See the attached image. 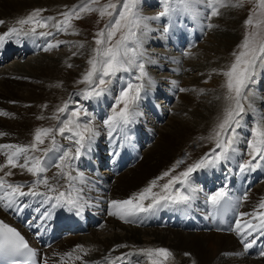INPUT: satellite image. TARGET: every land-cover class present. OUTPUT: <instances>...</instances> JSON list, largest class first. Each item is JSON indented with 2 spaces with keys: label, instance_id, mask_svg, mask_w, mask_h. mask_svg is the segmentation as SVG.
<instances>
[{
  "label": "bare ground",
  "instance_id": "1",
  "mask_svg": "<svg viewBox=\"0 0 264 264\" xmlns=\"http://www.w3.org/2000/svg\"><path fill=\"white\" fill-rule=\"evenodd\" d=\"M75 1L0 0V20L5 22L0 24V35L5 33L8 28L18 27L16 21L20 18H25L32 9H44L47 13H49V10L60 11L70 5H74ZM140 1L142 8L145 1ZM198 4L196 3L195 6ZM205 8L209 9L208 7ZM202 10L201 7L193 6L190 10L185 11L184 6L177 3L174 11L169 16L158 17L157 15H150L148 17L150 19L146 22L148 30L145 34L147 39L144 40V43L148 45L153 42L165 45L168 42L173 46L172 51H167L165 54H162L164 52L161 53V62L155 64L152 60L151 66L154 65L155 67L156 65L161 67L160 70L167 68L175 73L176 71L178 72L175 64L180 59L177 60L179 52L176 50L180 49L181 46H195V38L200 35L199 32L202 28L199 23L203 24L206 29L208 28L209 23H207L208 19L205 14L202 16L205 18V22L202 17L197 21L195 16V14L199 15ZM224 16L213 19L212 25L215 23L217 26L214 25L216 29L210 27L211 46H199L197 51L201 50V53L196 57L198 60H189V62L184 63V67L189 68L187 72L181 70L183 75H179L180 73L178 72L179 74L168 77L169 80L165 79V81L168 80L166 85L163 81H157L158 79L152 78L154 76L152 73L148 75L151 78L150 82L148 79L142 81L144 88L141 92V99L137 104L138 115L125 129V133H128L127 130L132 131L135 134L133 137H126L122 140L121 132L118 131L112 137H109L107 126L105 127L103 124V127H101L100 122L102 123L111 114L114 101L111 95L90 99L89 103L81 96L82 101L87 104L86 109L89 116L85 118L81 114L79 120L81 123H84L86 119L92 120L99 133L95 138L93 150L82 156L76 162V166L72 171V175L76 179L71 183L76 189H84L82 198L87 203L83 213L79 216L74 212H69L67 209L57 208L51 210L52 215L47 221H43L48 223L51 230V240L47 241L45 245L48 248L44 252L43 264L45 262L46 264H56L59 258L62 259L64 256H66L67 263L87 264V261H94L98 258L100 259L99 261H103L102 258L104 257L115 259L121 253H125L123 260L126 263L124 264H129V259L133 260L132 264L135 261H137L136 264H151L147 255L141 252L142 249L148 248H165L171 252L172 255L167 259L161 258L163 264H264V255H259L258 252H251L249 249L247 251L244 250L241 240L246 238L247 232L243 236L237 235L236 225L233 231L229 230L227 232H218L213 228L207 229L210 226L206 224L201 225V227H195L194 230L156 225H154L155 227L144 228L137 227L133 223H141L143 219H147L150 213H141L137 217L129 218L131 222H124L118 216L110 214L112 209L109 207V202L111 200L126 199L144 188L154 178L161 176L162 168L175 159L174 156L179 154L180 151L178 150H181L185 143H188L191 139L194 140L201 131L204 132L203 136L206 135L210 129H213L214 122L219 121V116L223 109L222 92L224 90L222 86L223 75H220V70L224 66L222 64L227 62L226 60L228 59L226 48H230L236 42L239 28V21L236 18L231 19L229 16ZM166 26L169 28L167 33L163 31ZM51 32L55 34L56 30L52 29ZM35 37L41 40L39 46H29V48L35 51L41 48L40 52L31 54H36V56L29 55L30 58L24 64H21L20 59H18L0 67V133H2L0 135V145H28L27 139L31 131L30 124L35 122L34 118L29 117V115L35 112V105L47 101L50 103L59 102L58 97L61 90L67 94L70 89L69 86L77 78V71H83L86 65L79 58L80 55L86 54L85 48L76 52V49L70 50L69 48L62 52H53L49 55L43 54L41 52L47 51L45 49L49 42L55 44L57 41H53L52 36L40 37L35 35ZM12 38L16 43L22 45L20 40L25 37L17 38L13 36ZM79 40L81 41V39ZM201 46L202 48L200 49ZM161 50L163 49L151 47L146 52L149 57L158 58ZM27 51V49L10 51L0 62L2 63L9 55L17 54L19 57L22 56L23 52ZM70 51L76 54L72 55ZM69 64L72 69L67 71V65ZM166 64L168 65L166 66ZM147 66L150 67L145 65L146 72H151ZM63 72L67 77L62 76ZM131 72H123L121 75L120 73L117 74L122 79H117L116 83L113 84L111 89L113 93L118 92V86L126 84L133 77V75L126 77L127 73L131 74ZM134 73L135 76V69ZM259 76H264V73ZM25 78H28V80ZM206 78H210L208 84L203 82ZM133 81L135 79H132ZM179 82L180 85L182 82V85L187 87L184 90L185 93L181 94L178 103L175 105V110L180 115L171 117L164 126L157 127V124L160 125L162 122L159 121V118L155 119L156 115L153 113H159L162 117L167 114L168 105L165 107L166 104L160 103L171 102L175 96L174 93L179 89ZM202 93H204L203 96L200 95ZM159 96L163 97L164 100L160 99L161 102H158ZM30 103L33 105L29 106ZM260 104L264 105V97H259L255 92L251 113L248 112L250 115L247 114L244 117L241 126L237 129L239 141L235 146L236 152L230 153L232 159L194 172L190 177V181L196 191L194 193L195 199L190 205L196 206L184 205L179 206V208H188L193 214L210 213L214 205L207 202L208 195L224 187V185H226L225 190L235 189L239 180L247 178L246 183L249 189L240 196H235L238 203L239 216L241 213L264 212V208L260 207L261 201H259L260 197L264 195V177L262 178L264 176V162L255 171L245 173H240L238 167L240 163L249 159L242 158L245 154L242 146L246 148V141L251 139L252 127L249 128L248 124L254 121V126L258 120L264 123V120H261L263 115L258 114L256 109ZM246 109L249 110L248 108ZM62 115L66 117L67 113ZM149 118L153 119L154 122L151 123ZM98 121H100L99 124ZM240 138L243 139L242 143ZM147 142H151V144L148 146L143 145L144 143L148 144ZM63 146L66 150L72 147L71 144H63ZM141 146H144L143 151H140ZM145 146L148 148L145 149ZM64 148H55L49 153L47 158L49 167L44 173L40 174L41 177L48 178L50 184L58 186L57 192H49L48 195H56L58 191H65L67 194L69 191V188L66 187L69 182L63 176H56L60 171L56 167L58 163L57 157L62 154V151L65 150ZM5 151L0 149V164H5L6 162ZM114 152L116 153L115 155H113ZM30 155L33 154L30 153ZM41 155L42 153L38 156ZM105 161H109L110 164H103L102 162ZM19 163H24L23 157H21ZM110 166L115 167L116 170H112ZM9 171H11L12 175L5 176L4 174ZM16 171L18 173H15ZM22 172L31 175V178L23 180L25 176ZM195 174H201L202 178H194ZM18 175H21L22 178H17ZM0 177H3L4 180L11 184H23L21 191L25 192L33 187L32 182L37 179L36 176L27 172L26 169H17L11 166L0 169ZM170 178L164 177V180L167 182ZM164 180L161 179L159 184L166 183ZM229 180L231 182L228 183ZM197 182L199 183L197 184ZM241 189H243V186H241ZM36 190L42 193L47 192V188L43 184L36 185ZM3 191L4 189H0V195H3ZM154 191H159V188H154ZM261 198L264 201V196ZM43 199L44 197L39 196L20 198L21 203L27 204L28 207L23 208L22 211H17L15 208L9 210L0 207V215H5V218L8 219L16 212L15 219L37 217L41 215L40 212L36 211L37 208L44 209L48 207L41 203ZM147 202L145 201V203ZM90 214H95L96 217L100 218V222L104 219L105 221L103 223H92V219L88 217ZM158 216L161 217L162 215L159 214ZM187 219L188 217H185V221L181 222V225L199 224V219H192L191 224ZM243 219L245 221L250 220L252 215L245 216ZM71 222L77 224L78 231L73 230L66 236H61V232L59 233L55 227L62 223L69 225ZM104 223L108 226V229L105 228L107 232L105 230L102 231V235L106 234L105 236L99 237L97 233H91L90 235L84 233L86 229L91 227L94 228L93 230L99 228L102 230L105 227ZM230 226L232 227L233 224L231 223ZM75 257H79V261H74Z\"/></svg>",
  "mask_w": 264,
  "mask_h": 264
},
{
  "label": "snow or ice",
  "instance_id": "2",
  "mask_svg": "<svg viewBox=\"0 0 264 264\" xmlns=\"http://www.w3.org/2000/svg\"><path fill=\"white\" fill-rule=\"evenodd\" d=\"M231 3V0H179V3L184 6V10L188 11L196 3H204L211 10V15H218V5ZM237 3H242V0H237ZM119 5V7H118ZM140 0H117V3H112L111 0L99 9L100 15H108L112 18L104 28L96 33L93 55L88 59V70L83 75L82 80L78 83H85L86 87L80 90L78 95L83 99H97L107 95H111L114 103L112 104L111 114L103 120V124L108 128V136L112 137L118 130H123L130 125L138 115L137 104L141 99V92L144 88L143 80L151 78L145 70L143 56L145 53L142 50L141 37L148 30L146 21L150 18L145 17L140 11ZM261 7H264V0H261ZM77 6L60 13L62 20L55 21L51 26L57 31H67L71 26L70 21L75 18H80V13L84 11H93L87 5L76 10ZM162 11L158 17H166L172 14L174 9L170 4V0H162ZM42 9L31 11L25 18H20L16 21L17 26L8 28L5 33L0 35V47H3L6 40H10L13 36L28 37L38 35L40 37L52 36L51 31L37 32V28L49 27V22L52 17H42ZM210 18V17H209ZM0 20V24H4ZM257 21L253 25V18L250 16L246 19V25H252L253 31L245 33V36L238 48L239 52L234 51L232 55L235 59L223 75L226 79L227 96L230 101L229 105L223 111L222 119L214 129V135L210 139L216 141L215 147L205 153L199 160L188 165L185 170L177 175H172L166 183L162 185L159 181L164 177H168L173 169H169L162 173L161 176L154 178L144 188L132 194L123 200H111L109 207L112 209L110 214L118 216L122 220L137 217L141 213H155L161 209L179 207L189 205L195 199V188L192 187L190 177L194 172L200 169L213 167L220 164L222 161L232 159L230 153L236 152V144L239 141L237 129L241 126L246 109L243 102L248 103V109L253 108V98L255 91L250 85L257 83L256 77L264 73V36H260V24ZM31 25V27H25ZM208 27H213L209 24ZM163 31L167 33L169 28L166 26ZM120 33L119 39L114 44H108L113 37ZM139 33V35H138ZM64 41H57L55 44L49 42L47 48L58 47ZM134 45V46H130ZM47 48L45 50H47ZM75 55V53H74ZM71 66V65H70ZM133 69L136 75L130 78L126 86L123 84L119 87L118 92L111 91L113 84L118 77V73L131 72ZM132 79L141 81V83H133ZM185 89H180L184 91ZM123 105L122 107H118ZM69 108V102L57 109L55 119L59 120L60 115L64 114ZM81 113L87 118L89 113L86 108H83L79 103L75 110L71 111L67 120L62 122V126L37 127L34 129L32 142L28 145H0V149H4L7 156L5 164H0V169L11 166L12 168L20 167L26 169L27 172L36 176L33 181V187L28 191H21L23 184H11L0 177V189H4L3 195H0V207L17 211H22L28 207L27 204H22L20 198L44 197L42 204L47 205V208H37L36 211L41 215L37 217L40 221H47L52 215V209H67L69 212H74L77 216L81 215L85 209L87 201L83 200V188L76 189L71 183L76 177L72 175V171L76 166V162L82 156L87 155L93 150L97 132L96 126L92 120L86 119L81 123L79 118ZM264 120V116L261 117ZM67 133V135H66ZM2 135V133H0ZM63 136L68 140L72 147L63 150L62 154L57 157L58 163L56 167L60 171L56 174L57 177L63 176L69 184L68 193L58 191L56 195H48L49 192H57L58 186H53L49 183V179L41 177L49 164L47 158L50 152L59 147L56 136ZM50 138V146L41 148L40 145L45 143L46 139ZM249 159L238 165L240 173L255 171L264 162V124L258 120L255 126L251 129V139L246 141ZM32 152H41V156L30 155ZM116 153L114 152L113 155ZM23 157L24 163H19ZM183 160L177 161V165L182 164ZM12 175L11 171L6 172L5 176ZM43 184L47 188V192H39L36 190V185ZM154 188H159V191H154ZM228 193L225 187H221L211 195L207 196V202L211 205H218ZM246 199V195H245ZM145 201H148L145 203ZM260 207L264 208V201L260 202ZM252 215V219L245 221V216ZM255 221V222H254ZM237 235L243 236L247 232V236L251 238L242 239L243 248L247 251L254 244L257 238L264 239V212L259 213H241L235 221ZM255 234V235H254ZM39 235V233H37ZM80 247V246H78ZM142 253L146 254L151 264H163V259H167L172 254L165 248H148L142 249ZM264 255V250L261 251ZM36 256L34 249L30 248L25 237L14 227L0 221V257H4L9 261V264H33V258ZM24 257L23 260L19 259ZM122 257L118 259H122ZM79 259V257L77 258ZM46 264V262H45Z\"/></svg>",
  "mask_w": 264,
  "mask_h": 264
},
{
  "label": "rangeland",
  "instance_id": "3",
  "mask_svg": "<svg viewBox=\"0 0 264 264\" xmlns=\"http://www.w3.org/2000/svg\"><path fill=\"white\" fill-rule=\"evenodd\" d=\"M76 1H75L74 5L77 6V9H76L77 11H79L80 7H84L85 5L93 8V9H96V10L84 11V12L80 13V18H78V19L75 18V14H74L73 19L70 21V25L71 26L67 29V31H59V32L56 31V32H54L55 34L52 35V40L53 41L54 40H56V41H64L65 43H61V44H59L58 47L49 48V49H47L46 52H41V53L49 55V54H52L53 52H62L65 49H69V48H70V50H73V49L75 50L76 49L75 50V52H76L79 49L85 48L86 54L85 55H80L79 58L86 65H85L83 71L82 70H80L81 72H79V70L77 71V73H78L77 74V78H75V81L72 82L73 84H71L69 86L70 89L67 91V94H66L65 91L61 90V93L59 94V97H58V101L59 102L50 103L49 101H47V102L37 103L35 105V112H32L29 115V117H33L34 118L35 122L33 124H30L31 125V131H30V135H29V137L27 139L28 140V144H30L32 142L35 128H37V127L55 128V127L62 126V122L68 119L69 114L71 113V111L75 110V107H76V105L78 103L80 105H82L83 108L87 107L85 102L82 101L81 96L77 94V93L80 92V90H82V89H84L86 87V84L82 83V82L78 83V81L82 80L83 75L86 73V71L89 68V65H88L87 61L93 55V49L96 48V44H95V39L97 38L96 37V33L99 32L100 29L104 28V26L106 24H108L109 21L112 18H110L108 15L101 16L100 12H99V9L103 8V6L105 4H108L110 2V0H78L77 2ZM142 1H145V2H143L142 8L140 6V11L143 13V15L145 17H149L150 15H157L160 11L163 10L162 9V5H160V4H162V3H160V2H162V0H157V1L156 0H142ZM111 2L112 3H117V0H111ZM151 2H152V4H150ZM140 3H141V1H140ZM177 3H179V0H172L171 1L170 4H171L173 9L176 7ZM74 5H70L68 8L62 9L60 11L49 10L48 11L49 13H47L46 10L42 9L43 11L41 12V16L42 17H52L53 20L49 22V27H47V28H39L38 27L37 28V32H40V31H52V29H54V28L51 25L54 24L55 21H59V20L63 19V17L60 15V13L66 11L67 9H71ZM193 6L194 7H201L203 9L202 11L199 12V15L195 14V16L197 17V21L199 19H201V17L204 14L206 15V18L208 19L207 23H209L211 25H212L213 19H216L218 17H222V15L223 16L224 15L229 16L231 19L232 18H236L239 21V26H238L239 28L237 30L238 37L236 39V42L230 48H228V47L226 48L225 47L227 49V53H228L227 54L228 55L227 58L228 59L226 60L227 62H224L222 64L225 67L223 66V68H221L222 70H220L221 71L220 75L221 74L223 75L222 72L226 71L228 69V67L230 66V64L232 63V61L235 59V57L232 55V53L234 51H236V52L240 51V49L238 48V45L241 44V42H242V40H243V38L245 36V33L253 31V26L252 25H246L245 24L246 19H248L251 16L253 18V25H255L257 23V21L262 22L260 24V26H259V28H260V33L259 34H260V36H264V7H261V0H242V3H239V4L237 3V0H231V3H227L226 2L223 5H218L217 6L218 15H215V16L211 15V10L210 9L207 10V8H205L206 6H205L204 3H199L197 6H195V4H194ZM193 6L191 8H193ZM118 7H119V5H118ZM37 9H39V8H37ZM32 11H33V9H32ZM224 13H226V14H224ZM202 19L205 22V18L202 17ZM51 22H52V24H51ZM199 24L202 26V28L200 29V32H199L200 35L195 38V42H194L195 46L194 47H191V46L182 47L181 46L180 49L176 50V51L179 52V55H178L179 58L177 60H179V59L180 60L178 62H176L175 66H176V68H178L177 70H178V72L180 74L177 71L175 73L174 71L168 70L167 68H164L163 70H160L161 67H159V66H156V65H155V67H154V65H152L153 67L151 66L150 63H151L152 60L155 62V64H157L158 62H161L162 61L161 53L164 52L162 54H165L167 51H169V52L172 51L173 50V48H172L173 46H172L171 43H168V42L165 43V45L158 44V43H153V42H152L153 44L150 42L148 45H146L144 43V40L147 39V36H145V34L147 33V31H146L144 33V35L141 37V40H142V50L145 53V55L143 56L142 59H143V62L145 63V65H149L150 66V67H148V66L147 67L150 68V70H151V72L150 71L147 72L148 75L150 73H152L154 75V76H152V78L158 79L157 81H163L165 83V85H166L168 80H169L168 77H170V76L173 77L174 74L175 75L176 74L183 75L182 71H186L187 72L189 70V68H185L184 67V63L189 62V60L190 61L191 60L192 61L193 60L194 61L198 60V58H196V57L201 53V50L197 51V49H199L200 45L211 46V41H210L211 40V34H210L211 31L210 30L213 27H214V29H216L215 26H217L215 23H213L215 26L213 25V27H211V28L208 27L206 29L203 24H201V23H199ZM27 27H31V25L26 26V28ZM138 35H139V33H138ZM119 36H120V33L117 32V34L113 37L112 41H109L107 43L108 44H114L115 41L117 39H119ZM79 39H81V41ZM130 46H134V45L130 44ZM151 47L152 48H157L158 47V48H162L163 49V50L160 51V53L158 55V58L157 57L152 58V57L148 56V53L146 52V50L148 48H151ZM201 48H202V46L200 47V49ZM70 52L72 53V55H74V53H75V52H72V51H70ZM31 54L32 53L23 54L22 56H19L20 58L18 57V55H11L8 58H6L4 61H2V63L0 62V67L3 66V65H6V64H10L11 62H15L18 59H20V63L21 64H24L25 61L30 58V56H36V54H34V55H31ZM146 59H148V61H146ZM167 65L168 64H166V66ZM71 69L72 68H71L70 64L67 65V71L71 70ZM76 69H78V68H76ZM64 72L66 73V71H64ZM64 72L62 73V76L64 75V77H67V75ZM122 73L123 72H121L120 75ZM134 74L135 73H134V69H133L131 74L127 73L126 77H130V75H133V77H134ZM222 77H223L222 86H223V89H224L223 92H222L223 109H222L221 114L219 116V121H220V119H222L223 110L230 103V101H228L226 99L227 88H226L225 85H226V79L227 78L224 75ZM25 79L28 80V78H25ZM165 79H168V80L165 81ZM255 79H256L257 83L255 85H250V87H252L254 89V91L256 92V94L259 97H264V76H259L258 75ZM122 81H125V80H122ZM208 81H210V78L209 79L206 78V79L203 80V82L207 83V84H208ZM133 83H141V81L135 80V81H133ZM117 84H118V82H117ZM124 86H126V84H124ZM178 86H179V89L176 90V93H174L175 96L173 95L174 97L173 98L171 97L172 100H171L170 103L168 101L166 103H163V102L160 103V104H163V105L166 104L165 107H167V105H168V107H167L168 110H167V114H164L163 117L158 113L160 115V117H161V118H159V121L162 122V123L160 125L157 124V123H154V124H157V127L164 126L166 123H168V121L170 120L171 117H173V116L175 117V116H179L180 115V113L177 110H175V107H176L175 105L178 103V100H179L181 94L185 93V91H180V89H185L187 87L183 86L182 82H181V85H180V82H179ZM118 87H120V86H118ZM163 87H164V84H163ZM256 90H258V91H256ZM72 91H76V92L72 93ZM177 91H178V93H177ZM203 94L204 93H202L200 95L203 96ZM158 98H159L158 102H161L160 99L164 100L163 97L159 96ZM89 100L90 99L86 100V102H88ZM65 102H69V108L65 112V113H67L66 117L61 115L59 120L55 119L54 118L55 115L58 114L57 113V109L63 107L65 105ZM113 103H114V101H113ZM243 103H244L245 109L248 108V105H246L247 102H243ZM32 105H33L32 103L29 104V106H32ZM122 106L123 105H119L118 107H122ZM56 107H57V109H55ZM256 109H257V113L258 114L264 116V113H262L264 111V105L263 104L258 105ZM3 112H1V113L3 114ZM248 112L251 113V110L249 111V110L246 109L245 116H247V114L250 115V113H248ZM81 114H83V113H81ZM184 116H186V115H184ZM155 119H156V117H155ZM219 121L214 122L213 129H210L209 132H207L206 135L203 136L204 132L201 131L200 134H197V136L194 138V140L193 139L189 140L188 143H185L183 145L181 150H178L180 152H179V154H176L174 156L175 159L170 161L169 164H167L164 168H162L163 172L168 171L169 169H173V171L170 173V175L167 178L171 177L172 175H177L179 172L185 170L188 165L196 162L205 153L209 152L210 149L215 147L216 141L214 139H210V137H212L214 135V129L216 128V125L219 123ZM99 122L100 121H98V124H99ZM150 122L153 123L154 120L150 119ZM253 122L254 121H251L250 124H248L249 128L250 127L253 128L255 126V125L253 126ZM262 124H264V123H262ZM100 125H101V127H103V122L102 123L100 122ZM105 127H106V125H105ZM237 133H239L238 130H237ZM56 138L58 139V142H59V144H58L59 147H57L58 149H60V147L64 148L63 144H68V145L70 144L69 141L64 139L63 136H56ZM242 140L243 139L240 138V142L241 143H242ZM50 143H51L50 138L46 139L45 143L43 145H40V147L41 148L49 147ZM147 143L148 144L144 143L143 145H147L148 146L149 144H151V142H147ZM147 146H145L146 147L145 149L148 148ZM143 148H144V146H141L140 151ZM64 149L66 150V148H64ZM242 149L245 151V154L243 155L242 158L243 159L250 158L249 155H248L247 147L245 148L244 146H242ZM32 154L35 155V156H38V155L41 154V152H32ZM243 159H240V160H243ZM179 160H183V163L177 165V161H179ZM16 168L19 169L20 167H16ZM15 173H18V172L16 171ZM22 174L25 176L23 180H26L27 178L29 180L31 178L30 177L31 175H29V174H26L24 172H22ZM20 177L22 178L21 175L17 176V178H20ZM163 180H164V178H163ZM260 193H262V192H260ZM96 194H98V193H96ZM262 196H264V195H262ZM261 197H260L259 201H263V199ZM104 221H105V219L102 222H100V223H103ZM104 225H105V223H104ZM105 228L108 229V226L105 225L104 229H102V230H100V228L93 230L94 228L91 227V228L86 229L84 233L86 235H90L91 233H94V234L97 233V235L99 237H102V236L106 235V234L102 235V231L105 230ZM105 231L107 232V230H105ZM143 264H146V263H143Z\"/></svg>",
  "mask_w": 264,
  "mask_h": 264
}]
</instances>
